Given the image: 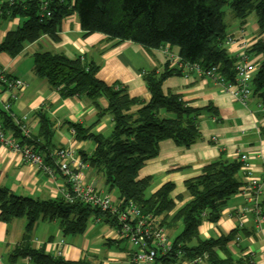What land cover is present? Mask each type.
<instances>
[{"label":"trees","instance_id":"obj_1","mask_svg":"<svg viewBox=\"0 0 264 264\" xmlns=\"http://www.w3.org/2000/svg\"><path fill=\"white\" fill-rule=\"evenodd\" d=\"M49 16L41 17L42 0H13L0 4V18L19 17L22 23L9 30L0 42V52L18 54L25 43L42 35L55 39L60 21L76 14L83 36L101 33L114 40L113 45L131 41L150 50L164 45L175 46L182 62L197 63L203 69L219 64L227 78L234 76L235 57L228 53L222 41L227 25L222 20V9L229 6L232 15L244 23L250 13L256 16L259 38L248 49L249 54H264V0H48ZM263 35V36H261ZM98 64L84 57L69 58L63 53L48 51L33 55V71L57 89L61 97L84 96L99 109L98 117L109 114L112 128L108 135L93 132L79 123H69L76 140L94 144L89 155L82 153L81 161L100 172L107 190L116 191L118 198L133 201L141 209L160 216L164 228L181 230L174 236V249L180 259L200 257L208 264H247L248 258H234L226 244L239 229L227 235L202 239L198 226L203 221L216 222L224 201L234 194L240 182L237 160L218 158L206 164L201 173L184 182L189 199L176 207L170 196L172 183H165L155 192L146 195L150 177L137 178V172L146 160L158 153V143L170 138L178 145L188 146L199 137L198 116L211 112L213 107L193 108L173 93L162 92V82L171 75L180 74L177 66L165 65L162 71L150 70L143 81L150 94L147 101L131 97L125 88L108 85L96 76ZM252 95L264 105V59L258 64L251 81ZM106 106L99 107L98 100ZM136 106V109L134 107ZM36 134L24 135L8 113L0 110L4 132L9 129L20 145L30 147L52 164L53 123L47 113L37 110ZM57 170V169H56ZM61 176V172L58 170ZM63 178V176H62ZM64 181V178H63ZM264 216V199L261 201ZM24 218L22 239L8 254V260L27 258L29 264H88L84 259L67 260L46 252L43 247L31 246V232L38 221L57 220L63 236L84 232L91 217L100 218L114 226L111 215L79 200L69 201L61 191L54 198L40 199L17 195L0 187V220ZM111 243V241H107ZM221 250L225 257L217 254ZM175 252V251H174ZM133 251L128 252L131 258ZM174 253H158L154 264H173L179 261ZM134 263V261L131 259ZM178 264V263H177Z\"/></svg>","mask_w":264,"mask_h":264},{"label":"crops","instance_id":"obj_2","mask_svg":"<svg viewBox=\"0 0 264 264\" xmlns=\"http://www.w3.org/2000/svg\"><path fill=\"white\" fill-rule=\"evenodd\" d=\"M21 23L22 19L19 17L0 18V42L9 30ZM233 25L227 34L238 35L240 28L244 29L241 40L225 47L230 55L236 57L238 53L248 50L259 36L256 21L246 19L244 23ZM113 43L114 40L101 33L83 36L78 18L73 13L60 21L55 39L42 35L33 42L25 43L16 55L0 52V73L26 83V87L19 92L15 87H0V110L8 113L19 128L25 126L31 135L37 133L39 117L36 112L42 109L53 123L55 149L52 152L67 147L73 160L81 158L82 153L89 155L94 144L88 140H76L70 132L72 128L68 122L79 123L93 132L108 135L112 128L110 115L98 117V107L84 96L61 97L57 89L35 75L33 55L36 52L48 51L63 53L69 58L82 56L85 61L98 64V79L108 85L123 87L131 97L147 101L150 94L143 81V75L150 70L162 71L166 64L170 68L176 66L174 61L178 56L177 47L166 44L146 50L131 41L115 45ZM249 55L257 64L264 59L262 53ZM161 88L164 94H176L193 108L212 106L213 109L198 116L199 137L190 145H178L170 138L158 143L157 155L146 160L137 173V178L151 179L146 195L152 194L165 183H172L170 196L174 199L176 207H179L189 199L184 185L187 179L199 175L202 168L213 160H237L240 154L247 155L252 174L260 181L264 191V105L260 99L251 95L249 100L242 104L213 80L195 71L168 76L162 82ZM12 94H16L15 98H11ZM7 102H10L8 111L4 108ZM98 104L100 108L105 107V99L100 98ZM5 137L18 142L9 129L5 131ZM83 177L86 184L94 185L102 192L118 197L116 191L107 190L100 172L86 166L83 168ZM236 177L240 183L243 181L241 170ZM62 183L63 178L58 172L48 174L36 169L10 145L0 144V187H5L17 195L47 199L60 195ZM261 199H264L263 195ZM249 204L245 196L236 191L224 201L216 222H201L198 235L202 239L216 238L237 228L240 238L238 243L232 244L230 240L226 244L232 257H247V264H264V216L257 221L250 210H239ZM90 220L93 224L90 227L87 225L84 230L88 232L86 238L90 243L103 240V248L93 247L92 253L82 250L85 242L83 237L81 245L76 244L81 233L65 238L57 220L38 221L31 232V246L43 247L46 252L53 254L55 243L63 240L64 259H84L88 264H135L128 256L133 247L116 238L117 233L113 226L100 218L91 217ZM24 226L25 219L21 217L8 222L0 220V264H29L27 258L8 260V254L22 239ZM175 228L181 230L180 225ZM167 230L169 229L165 228V231ZM217 254L221 258L225 257L221 250H217ZM97 255L101 257L98 258ZM204 263H207L205 259L194 264Z\"/></svg>","mask_w":264,"mask_h":264},{"label":"built area","instance_id":"obj_3","mask_svg":"<svg viewBox=\"0 0 264 264\" xmlns=\"http://www.w3.org/2000/svg\"><path fill=\"white\" fill-rule=\"evenodd\" d=\"M3 1L13 0H0ZM73 2V0H71ZM48 0H42L41 17L49 16L50 12L47 8ZM239 34L228 33L225 35L222 44L224 47L232 46L241 40L244 34V29L240 28ZM235 57V56H234ZM175 65L181 69V72L195 71L203 77L213 80L220 85L236 101L245 104L252 95L251 81L255 74L258 64L250 58L248 50L238 53L233 63L234 76L232 79H227L220 72V65H212L203 69L197 63L182 62L179 56L175 57ZM6 88L15 87L17 91H22L26 87V83L12 79L0 73V87ZM17 94V93H16ZM16 94H12L11 98H15ZM7 111L10 108V102H7L5 107ZM22 132L29 135L28 129L22 126ZM71 134L74 130L71 129ZM214 138V137H213ZM0 144L10 145V147L18 151L24 160L33 165L36 169L42 170L48 174H53L57 170L61 172L64 181L61 191L69 201L79 200L105 211L113 217L114 228L117 239L133 247L131 259L135 264H154V261L159 254L162 256L169 253H174L177 259L182 256L181 253L174 249L173 241L167 235L165 228L160 223V216H154L144 212L140 206L133 201H124L118 197H114L110 193H104L94 185L86 184L83 177V168L87 165L81 161V158L74 159L71 151L67 147H61L52 152V164L48 165L43 161V157L32 150L30 147L20 145L16 141L8 140L5 137L3 126L0 122ZM237 161L241 164L243 181L237 189V192L245 196L246 202L250 204L246 208L239 209L240 211L250 210L254 213L256 220L263 218L261 215L262 206L261 199L264 196V191L261 188L260 181L253 176L250 165L247 162V155L240 154ZM57 169V170H56ZM239 236L231 240V243L237 244ZM63 240L55 243L53 255L62 256ZM248 255V254H247ZM200 257L192 260H175L173 264H194L201 262Z\"/></svg>","mask_w":264,"mask_h":264},{"label":"rangeland","instance_id":"obj_4","mask_svg":"<svg viewBox=\"0 0 264 264\" xmlns=\"http://www.w3.org/2000/svg\"><path fill=\"white\" fill-rule=\"evenodd\" d=\"M222 20L227 25V31H230L232 29V27L234 26L233 24L239 23V20H237V19H235L233 17L232 11H231L230 7L227 6V5L224 6L223 9H222ZM247 21H253V22L256 21V16H255V14L253 12L249 14V16L247 17ZM147 193H148V190H147ZM92 224L93 223L91 222V220H89L88 226L90 227V225H92ZM89 227L87 229H89ZM93 227H95V226H93ZM180 229H181V226H180ZM178 230H179L178 228L177 229L175 228V230L174 229L173 230H167L166 233L169 234L168 236H169L170 239H173L174 236L177 234L176 232ZM87 233L88 232L86 230L85 232H82L80 235L79 234H76V236L79 235L78 238H77L78 240L76 241V244L81 245V239H82V237L85 239V242L83 244V247H81V248H83L82 249L83 251L88 252V253H92V252H94L91 249L93 247L103 248L102 247L103 246L102 245L103 244V240L102 239L96 240L95 242L90 243L89 240L86 238ZM72 236H74V235H66L65 238L72 237ZM119 241H122V240H119ZM123 244H126L127 245V243H123ZM97 257L100 258L101 256L100 255H97Z\"/></svg>","mask_w":264,"mask_h":264}]
</instances>
